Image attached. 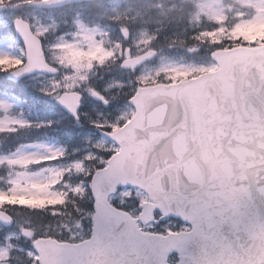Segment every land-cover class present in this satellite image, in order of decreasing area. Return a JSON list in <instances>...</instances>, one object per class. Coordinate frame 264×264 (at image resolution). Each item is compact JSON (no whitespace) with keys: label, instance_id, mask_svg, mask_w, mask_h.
Returning a JSON list of instances; mask_svg holds the SVG:
<instances>
[{"label":"snow or ice","instance_id":"obj_1","mask_svg":"<svg viewBox=\"0 0 264 264\" xmlns=\"http://www.w3.org/2000/svg\"><path fill=\"white\" fill-rule=\"evenodd\" d=\"M251 29L264 0H0V264H264Z\"/></svg>","mask_w":264,"mask_h":264},{"label":"rangeland","instance_id":"obj_2","mask_svg":"<svg viewBox=\"0 0 264 264\" xmlns=\"http://www.w3.org/2000/svg\"><path fill=\"white\" fill-rule=\"evenodd\" d=\"M25 11V10H21ZM249 35H264V29H251L249 30ZM20 139H29L30 137L27 134L21 133Z\"/></svg>","mask_w":264,"mask_h":264}]
</instances>
